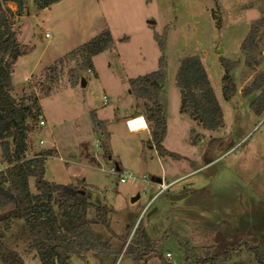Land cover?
Instances as JSON below:
<instances>
[{"label": "rangeland", "instance_id": "rangeland-1", "mask_svg": "<svg viewBox=\"0 0 264 264\" xmlns=\"http://www.w3.org/2000/svg\"><path fill=\"white\" fill-rule=\"evenodd\" d=\"M27 8L24 17L9 18L23 52L11 95L24 99L32 127L25 158L55 152L45 162V180L66 186L85 179L89 201L110 210L109 230L95 223L93 211L89 214L92 235L109 246L108 254L71 257L70 263L134 264L133 242L127 249L133 234L127 235L141 221L168 264H186V258L194 264L228 250L231 260L223 264H256L247 247L264 244V109L251 108L260 91L243 93L258 76L264 78V27L255 63L246 60L241 45L251 25L264 17V0H63L40 11L29 0ZM105 30L114 45L93 58L95 76L75 60L50 69ZM156 37L164 41L163 51ZM161 57L167 73L163 145L180 161L161 159L146 146L150 133L131 131L128 123L136 106L143 111L130 81L157 71ZM192 57L200 59L223 114L216 132L180 113L175 78L182 60ZM219 59L238 63L231 72L236 95L229 102L222 95ZM92 114L105 123L109 137L95 129ZM107 150L111 160L103 157ZM115 164L119 171L113 176ZM6 168L0 157V172ZM127 173L138 181L120 183L119 175ZM183 176L151 200L159 191L154 181L166 185ZM29 189L36 194L34 179ZM6 192L7 186L0 188V194ZM179 194L187 195L170 199ZM14 208H0V216ZM2 243L23 264H40L23 221L13 222ZM4 254L0 249V264Z\"/></svg>", "mask_w": 264, "mask_h": 264}, {"label": "trees", "instance_id": "trees-1", "mask_svg": "<svg viewBox=\"0 0 264 264\" xmlns=\"http://www.w3.org/2000/svg\"><path fill=\"white\" fill-rule=\"evenodd\" d=\"M60 1L34 0V4L40 11ZM28 2L29 0H0V157L7 165L6 170L0 172V185L7 186V192L0 194V208L5 209L15 204L9 215L0 216V249L5 252L2 264H23L19 255L6 249L2 243L15 221L24 222L40 264H71V257L85 260L90 254L98 257L108 254L109 246L97 242L92 235L91 227L94 222L89 220V214L93 211L95 223L109 230L110 210L106 206L95 205L89 201L88 186L84 180L66 186L46 181L45 162L47 157L51 156L50 151L42 152L30 159L25 158L28 150L26 138L32 127L27 124L28 107L24 99L17 101L11 95L13 67L23 56V52L10 26L9 18L24 17L23 15L27 14ZM8 3L15 5V12L8 8ZM263 27L264 17L251 25L242 42L241 51L249 62H254V58L261 53L259 39ZM217 28L220 29L219 22ZM156 39L160 51H163L164 41L161 37ZM113 45L111 33L105 30L59 59L50 69L75 60L79 62L80 68L95 76L93 58L110 51ZM219 63L223 70L221 78L223 99L229 102L236 95L231 72L238 63L224 59H219ZM166 79V61L161 57L157 71L131 80L130 86L134 97L143 106V111L136 115L144 118L150 132L151 139L146 146L155 149L161 159L180 161L182 159L180 156L169 152L163 145L168 130L164 93ZM175 81L181 97L180 113L187 115L204 131L216 132L221 129L223 114L200 59L192 57L182 60ZM259 91L257 100L251 105L255 112L264 109V78L258 76L252 86L243 93L244 97H248ZM92 115L95 129L102 132L101 136L109 137L105 123ZM217 142L211 141L206 151L208 154L212 145ZM103 157L111 160L108 150ZM115 166L118 172L119 165ZM30 179H34L36 194L30 192ZM131 234L132 241L127 249L133 242L135 246L131 256L134 264L152 259H157L160 264H168L161 253L156 252V244L149 239L141 221L128 230L127 239ZM247 250L254 256L256 264H264V244L254 249L247 247ZM232 253L233 250H228L208 259L196 260L194 264L227 263L231 260ZM185 262L188 263L187 258Z\"/></svg>", "mask_w": 264, "mask_h": 264}, {"label": "crops", "instance_id": "crops-1", "mask_svg": "<svg viewBox=\"0 0 264 264\" xmlns=\"http://www.w3.org/2000/svg\"><path fill=\"white\" fill-rule=\"evenodd\" d=\"M61 2H63V0H61L60 2H58V3H56V4H54V5H52L51 7H49L48 9H51L52 7H54V6H56V5H58V4H60ZM7 6L8 7H12V9H11V11L12 12H15V10H16V7H15V5L14 4H12V3H8L7 4ZM20 61H22V57L21 58H19L18 60H17V62L15 63V65L18 63V62H20ZM15 65H14V67H15ZM14 67H13V72H15V69H14ZM132 92V91H131ZM132 94H133V92H132ZM136 102H139V101H137L136 100ZM139 104H140V102H139ZM139 107L140 106H136L135 108L136 109H134V110H132L131 111V113H130V116L133 118L132 120H130L129 119V127L130 126H134L135 124H136V126H138V128L136 129V130H134V131H141V130H145V131H147L148 133H150L149 132V129H148V126H147V124H146V122H145V120H144V118L143 117H141V116H138V115H136V113H139ZM98 119V118H97ZM99 120V119H98ZM100 121V120H99ZM132 123H131V122ZM103 122V121H102ZM105 130H106V126H105ZM131 131H133V130H131ZM107 132V131H106ZM55 155V152H51V156L50 157H47V159L48 158H51V157H53ZM46 159V160H47ZM188 176V175H187ZM183 178H185L184 176L183 177H179V178H175L174 180H172L170 183H168V184H166V185H174V184H176L179 180H181V179H183ZM84 180V182H85V179H83ZM80 181H82V180H80ZM156 184H158V179L156 180V181H154ZM85 184L87 185V183L85 182ZM156 196H158V193L151 199V200H153ZM92 197H95V195H93ZM145 210H143L142 212H144Z\"/></svg>", "mask_w": 264, "mask_h": 264}, {"label": "built area", "instance_id": "built-area-1", "mask_svg": "<svg viewBox=\"0 0 264 264\" xmlns=\"http://www.w3.org/2000/svg\"><path fill=\"white\" fill-rule=\"evenodd\" d=\"M45 37L48 38L49 36L46 34ZM104 105H107L106 99L104 100ZM39 126L43 127V126H45V123L43 121H40L39 122ZM137 128H138V126H136V124L134 126H130V130H136ZM117 174H118V172L116 171L115 168H113L110 171V175L114 176V175H117ZM119 178H120L119 179L120 183H125L127 181H130V182L138 181V179L134 175H132L131 173H127L125 175H119ZM143 181L145 182V180H143ZM158 186H159L158 194H161V193L165 192L166 190H168L171 187L170 184L169 185L159 184ZM167 257H168V259H170V255L169 254L167 255Z\"/></svg>", "mask_w": 264, "mask_h": 264}, {"label": "water", "instance_id": "water-1", "mask_svg": "<svg viewBox=\"0 0 264 264\" xmlns=\"http://www.w3.org/2000/svg\"><path fill=\"white\" fill-rule=\"evenodd\" d=\"M84 84H85V83H84V81H83V82H82V85L84 86ZM117 170H118V169H117ZM158 184H162L161 180H158ZM4 186H5V185L1 184V185H0V188H4ZM186 195H187V194H185L184 196H182V194H179V195L171 196L170 199L176 201V200H180V199L186 197ZM132 201L134 202L135 199L132 200Z\"/></svg>", "mask_w": 264, "mask_h": 264}]
</instances>
